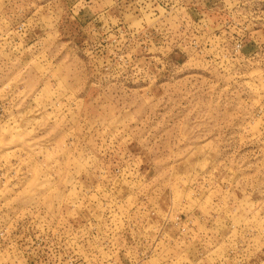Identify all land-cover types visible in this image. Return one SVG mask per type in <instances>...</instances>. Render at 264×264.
<instances>
[{
	"label": "rangeland",
	"instance_id": "374dc122",
	"mask_svg": "<svg viewBox=\"0 0 264 264\" xmlns=\"http://www.w3.org/2000/svg\"><path fill=\"white\" fill-rule=\"evenodd\" d=\"M0 264H264V0H0Z\"/></svg>",
	"mask_w": 264,
	"mask_h": 264
}]
</instances>
